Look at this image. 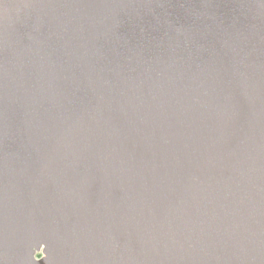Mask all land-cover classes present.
Returning <instances> with one entry per match:
<instances>
[{"label":"water","instance_id":"obj_1","mask_svg":"<svg viewBox=\"0 0 264 264\" xmlns=\"http://www.w3.org/2000/svg\"><path fill=\"white\" fill-rule=\"evenodd\" d=\"M0 264H264V0H0Z\"/></svg>","mask_w":264,"mask_h":264}]
</instances>
